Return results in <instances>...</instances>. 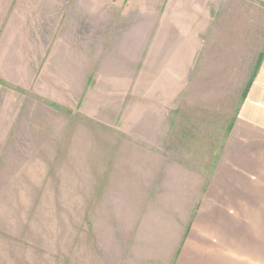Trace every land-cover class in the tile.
Instances as JSON below:
<instances>
[{
  "label": "rangeland",
  "instance_id": "374dc122",
  "mask_svg": "<svg viewBox=\"0 0 264 264\" xmlns=\"http://www.w3.org/2000/svg\"><path fill=\"white\" fill-rule=\"evenodd\" d=\"M162 3L0 0V264L175 263L249 74L211 71L226 49ZM227 188L263 253L264 176Z\"/></svg>",
  "mask_w": 264,
  "mask_h": 264
},
{
  "label": "crops",
  "instance_id": "0c3cea01",
  "mask_svg": "<svg viewBox=\"0 0 264 264\" xmlns=\"http://www.w3.org/2000/svg\"><path fill=\"white\" fill-rule=\"evenodd\" d=\"M161 1L162 12L158 13L168 18L166 24L178 27L174 30L186 32L187 25L193 22L194 31L201 34L200 38L197 35V41L202 47L226 49L225 52H218L227 56L216 57L213 62L216 67L211 71L225 72L227 75L220 78L233 80L236 74L246 70L249 76L242 78L248 79V83L253 79L239 109L235 133L230 136L222 157L227 166L216 170L214 175L220 177L216 176L208 187L194 221L186 230L174 264H260L264 252H261L260 242L256 238L253 241L254 249L247 247L249 243L244 241L249 240L247 236L250 231L248 229L247 232L244 224L261 223V218L254 216L252 220V217L238 214L236 207L244 203L250 206V200L242 199L241 202L234 200V197L229 200L220 192L223 188L228 189L233 180L242 181L245 176H264V0ZM251 48L263 49L252 71L250 51L245 52V49ZM236 49H242V54ZM246 56L249 58L246 59ZM237 176L240 178L236 179ZM229 190H235L234 185ZM235 232L240 240L235 239ZM244 255H247L246 259Z\"/></svg>",
  "mask_w": 264,
  "mask_h": 264
},
{
  "label": "trees",
  "instance_id": "16d2710c",
  "mask_svg": "<svg viewBox=\"0 0 264 264\" xmlns=\"http://www.w3.org/2000/svg\"><path fill=\"white\" fill-rule=\"evenodd\" d=\"M252 82H253V79L250 80V82H249L248 85H247V88H246V90H245V92H244V96H243L244 98L246 97V94H247V92H248V90H249V88H250Z\"/></svg>",
  "mask_w": 264,
  "mask_h": 264
}]
</instances>
